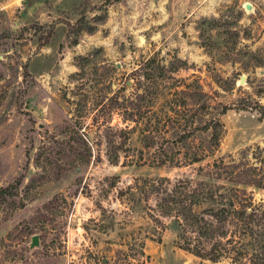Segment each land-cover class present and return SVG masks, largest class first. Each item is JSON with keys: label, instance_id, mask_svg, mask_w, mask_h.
<instances>
[{"label": "rangeland", "instance_id": "rangeland-1", "mask_svg": "<svg viewBox=\"0 0 264 264\" xmlns=\"http://www.w3.org/2000/svg\"><path fill=\"white\" fill-rule=\"evenodd\" d=\"M228 155L264 172V0H0V264H241L155 207Z\"/></svg>", "mask_w": 264, "mask_h": 264}, {"label": "trees", "instance_id": "trees-1", "mask_svg": "<svg viewBox=\"0 0 264 264\" xmlns=\"http://www.w3.org/2000/svg\"><path fill=\"white\" fill-rule=\"evenodd\" d=\"M220 127L216 121L203 125L210 149L218 144ZM228 156L227 161L213 159L206 171L196 172L200 177L185 175L169 187L157 184L156 211L173 227L175 244L182 250L210 261L231 250L236 262L264 264V200L255 201L248 190L264 188V172L262 166ZM201 158L193 153L188 163ZM13 194L12 186L0 187V199Z\"/></svg>", "mask_w": 264, "mask_h": 264}, {"label": "water", "instance_id": "water-1", "mask_svg": "<svg viewBox=\"0 0 264 264\" xmlns=\"http://www.w3.org/2000/svg\"><path fill=\"white\" fill-rule=\"evenodd\" d=\"M244 9L245 10H250V6L249 5H245ZM242 82H243V77H239V83H242ZM36 244H37L36 237L32 236L31 239H30L29 246L32 247V246H34Z\"/></svg>", "mask_w": 264, "mask_h": 264}]
</instances>
